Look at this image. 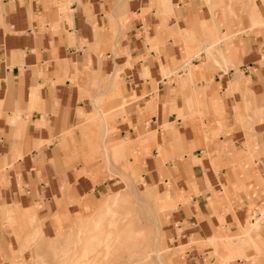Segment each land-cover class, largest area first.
I'll list each match as a JSON object with an SVG mask.
<instances>
[{"label": "crops", "instance_id": "0c3cea01", "mask_svg": "<svg viewBox=\"0 0 264 264\" xmlns=\"http://www.w3.org/2000/svg\"><path fill=\"white\" fill-rule=\"evenodd\" d=\"M244 10L0 0V251L15 250L7 218L33 214L53 235L125 169L170 210L182 263L264 264V222L246 236L264 209V34L224 44L221 68L206 50L248 24Z\"/></svg>", "mask_w": 264, "mask_h": 264}, {"label": "rangeland", "instance_id": "374dc122", "mask_svg": "<svg viewBox=\"0 0 264 264\" xmlns=\"http://www.w3.org/2000/svg\"><path fill=\"white\" fill-rule=\"evenodd\" d=\"M259 2L261 0H243L245 10L244 12H240V14L245 16L248 24L243 28H237L235 31L227 32V37L222 44L221 40H217L206 49L209 56H211L208 58V61L213 59L212 61L216 68H221V63H223L222 58L226 57V51L221 50L224 44L226 45V43L237 39L241 35H253L257 30L264 34V20L256 11ZM229 15L231 18L237 19V13L231 11ZM212 53L216 55L214 54L215 56H212ZM198 54L196 53L197 60H200ZM194 58V55H190L189 65L185 68L183 67L185 72L192 70L190 62ZM224 70L227 72L229 67L225 66ZM171 74L177 80L180 79L177 76V71L169 73L168 77ZM129 101L131 99L125 97L121 103L124 106ZM118 183L121 186L116 189L93 195L92 201L85 205V208L81 210L80 214L72 213L75 217L80 215L77 220H71L66 224L62 221H56L55 226L53 225L56 229H54L53 235H47L45 233L46 224L44 220H39L35 216H28V213L23 219V225L16 226L17 228L13 224L15 220L7 218V224L10 223L11 229L15 228L17 230V233L13 232L12 236L16 245L14 247L15 250L10 243L8 244L7 251H0V264H82L83 261L80 260L84 252L83 248L87 249L86 255H89L88 258L94 257L99 250H102L105 259L109 258L107 263L109 262L110 264L112 261L113 263L111 264H126L125 261H128L127 259L131 254H139L138 252L141 251L144 244L145 246L147 244L149 246L148 257L144 260L145 262L143 261L144 263L140 262L139 264H145L146 262V264H184L181 261L185 257L186 248H182L174 243L173 237L167 233L164 219L170 214V210L164 213L163 219L161 214L162 204L160 206L156 198V195L159 194L158 191L147 187L134 173L133 177H131V174L125 169L118 175ZM114 196L118 197V207L112 208L113 211L104 207L102 208L103 204L109 199L111 200ZM136 199L142 203L137 202ZM143 203L151 209L152 215H149ZM258 213L261 215V219L255 225L250 226L246 236L261 230V225L264 222V209H259ZM98 215L101 217L99 218ZM115 220L117 222L111 224ZM98 222L101 225L105 223L101 229L97 225ZM156 222L160 224V229L157 228L158 224L156 225ZM118 233L121 240L120 242H114L112 239V242H110L112 246L109 245L110 253L108 252V244L106 242L101 243L100 239H106L111 235H113L111 238H115ZM133 233L135 238L140 233L138 236L139 240L133 238ZM143 234L147 239H145L146 237ZM141 236L145 237H142L145 239V242H140L144 240ZM130 237L134 240L130 239ZM159 237H161V244L157 243L160 239L155 240ZM136 241H139V243ZM219 243L224 244L225 242L219 241Z\"/></svg>", "mask_w": 264, "mask_h": 264}, {"label": "bare ground", "instance_id": "6f19581e", "mask_svg": "<svg viewBox=\"0 0 264 264\" xmlns=\"http://www.w3.org/2000/svg\"><path fill=\"white\" fill-rule=\"evenodd\" d=\"M153 194V193H152ZM117 195V194H116ZM149 197V196H148ZM136 198V197H135ZM156 198H157V202L160 204V206H161V199H160V197H159V194H157L156 195ZM136 201L138 202L139 200H137L136 199ZM140 202V201H139ZM140 203H142V202H140ZM118 204H119V200H118V197H116V196H114V197H112V199L110 200H108V201H106L104 204H103V206H102V208L104 207V208H106V209H109L110 211H113L112 210V208L114 209V208H116V207H118ZM156 204V203H155ZM143 206H145L146 207V209H147V211H148V213H149V215L151 214V209L149 208V207H147L146 205H144V203H143ZM156 206V205H155ZM161 214H162V218L164 219V213L167 211V210H165V209H163L162 207H161ZM96 214H98V213H96ZM95 214V215H96ZM152 215V214H151ZM28 216H34L33 214H28ZM99 216V215H98ZM118 216V215H117ZM158 216V215H157ZM101 216H99V218H100ZM123 217V216H122ZM117 220V219H116ZM113 221L111 224H115V222H117V221ZM105 222V221H104ZM153 222V221H152ZM158 222H159V220H158ZM103 224H105V223H103ZM103 224L101 225L99 222L97 223V225H98V227H100V229H101V227L103 226ZM158 224V227L157 228H159L160 229V224L159 223H157L156 222V225ZM85 226V225H84ZM97 227V228H98ZM100 229H98V230H100ZM97 230V231H98ZM123 232V231H122ZM135 232V231H134ZM129 233V232H128ZM152 233V232H151ZM160 233H161V231H160ZM97 234V233H96ZM95 234V235H96ZM121 234V233H120ZM136 234V233H135ZM117 235V237H113V238H111L113 235H111V236H109L108 238H106V239H100V242L102 243V242H106V244H108L107 246H112L111 245V243L110 242H112V239H113V241L114 242H120V240H121V238H120V235H119V233L118 234H116ZM132 235V234H131ZM133 235H134V233H133ZM132 235V236H133ZM140 235V233L138 234V236ZM144 235V234H143ZM162 235V234H161ZM160 235V236H161ZM137 236V235H136ZM136 237L137 238V240H139L138 238L139 237ZM145 236V235H144ZM144 236H141V238L142 237H144ZM95 237V236H94ZM146 237V236H145ZM144 237V238H145ZM133 238H135V235L133 236ZM133 238H131L130 237V239H132V240H134ZM135 238V239H136ZM144 238H142V239H144ZM161 237H159L158 239L156 238L155 240H159ZM94 239V238H93ZM145 239H147V237L145 238ZM145 239L143 240V241H140V242H145ZM141 240V239H140ZM90 241H91V239H90ZM89 241V242H90ZM146 241H148V240H146ZM137 242V241H136ZM160 242V243H159ZM159 242H157L158 244H161V239L159 240ZM137 243H139V241L137 242ZM88 245V244H87ZM101 245V244H100ZM110 246L108 247V252H110L111 250H109L110 249ZM87 247V246H86ZM148 244L145 246V244H144V247L141 249V251L140 252H138L139 254H131V256L127 259L128 261H125L126 262V264H139L140 262L142 263L144 260H146L147 259V257H148ZM130 248V247H129ZM131 248H132V246H131ZM130 248V249H131ZM140 248V247H139ZM84 249V252H83V255H82V258H81V260L80 261H83V263L82 264H109V262L107 263V261L109 260V258L108 259H105V257H104V254H102V250H99L95 255H94V257H91V258H88L89 257V255H86V250L87 249H85V248H83ZM107 250V249H106ZM128 250V249H127ZM135 250V249H134ZM133 250V251H134ZM95 251V250H94ZM132 251V250H131ZM105 252H107V251H105ZM107 252V253H108ZM135 253H136V250L134 251ZM111 253V252H110ZM170 258H171V256H169ZM145 262V261H144ZM143 262V263H144ZM111 263H113L112 261H111ZM110 263V264H111ZM147 263V262H146ZM145 263V264H146Z\"/></svg>", "mask_w": 264, "mask_h": 264}]
</instances>
